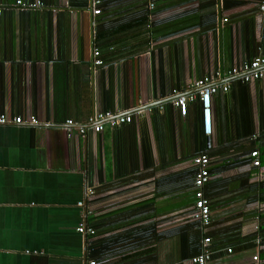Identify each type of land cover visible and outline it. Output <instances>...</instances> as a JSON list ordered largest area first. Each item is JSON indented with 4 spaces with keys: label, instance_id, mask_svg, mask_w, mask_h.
Segmentation results:
<instances>
[{
    "label": "crops",
    "instance_id": "0c3cea01",
    "mask_svg": "<svg viewBox=\"0 0 264 264\" xmlns=\"http://www.w3.org/2000/svg\"><path fill=\"white\" fill-rule=\"evenodd\" d=\"M17 1L0 0V114L37 123L0 124V264H191L204 237L207 264H264V83L229 74L264 54V0ZM216 72L206 134L193 84ZM104 111L131 120L93 130Z\"/></svg>",
    "mask_w": 264,
    "mask_h": 264
},
{
    "label": "built area",
    "instance_id": "2783aa9c",
    "mask_svg": "<svg viewBox=\"0 0 264 264\" xmlns=\"http://www.w3.org/2000/svg\"><path fill=\"white\" fill-rule=\"evenodd\" d=\"M17 2L20 3L19 0ZM100 3L101 0H90L92 14L97 15L101 12ZM93 55L98 56L99 51L94 49ZM94 63L100 64L102 61L96 57ZM218 74L219 73L216 72L215 74L211 73L210 75L203 76L197 79L193 84L198 89L197 94L201 102L203 130L206 134H210L211 132V97L217 91V85L212 84V82L218 77ZM229 74L239 75L246 82L259 79L263 80L264 83V54L257 55L249 61H243L239 67L232 68L229 71ZM221 88L222 90L226 91L229 88V84L226 82L221 86ZM197 94L189 93L180 95L173 101V103L181 107L185 105L187 100L195 98ZM93 119L96 121V123L92 125V129L95 131H100L103 128L102 120L106 119L109 125L129 122L131 120V113L114 115V113L110 111H104L97 113ZM9 122L14 124L35 125L37 120L34 117L22 118L21 116L8 118L5 114H0V124ZM63 128L67 137L73 136L76 132L84 134L86 131V127L77 125L76 122L71 118L65 119ZM250 154L253 157V164L257 165L259 163L258 151H251ZM208 160L209 159L206 154H200L194 159L197 170L193 177L195 199L193 208L191 210V216L192 218L198 220L203 226L208 225L211 220L210 201L203 191V185L210 176L207 168ZM76 229L85 236L93 235L95 233V229L93 227L86 226L84 223H80ZM209 240V237L203 238L200 251L190 258L191 264H207V262L211 259L212 250L209 247ZM256 257L257 256L254 255L252 258L256 259ZM88 264H95V261L91 260L88 262Z\"/></svg>",
    "mask_w": 264,
    "mask_h": 264
},
{
    "label": "trees",
    "instance_id": "16d2710c",
    "mask_svg": "<svg viewBox=\"0 0 264 264\" xmlns=\"http://www.w3.org/2000/svg\"><path fill=\"white\" fill-rule=\"evenodd\" d=\"M101 1H102V0H101ZM100 5H101V3H100ZM207 165H208V164H207ZM207 168H208V166H207ZM208 171H209V170H208ZM95 233H96V230H95ZM95 233H94V234H95ZM94 234H93V235H94Z\"/></svg>",
    "mask_w": 264,
    "mask_h": 264
}]
</instances>
